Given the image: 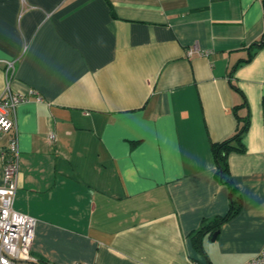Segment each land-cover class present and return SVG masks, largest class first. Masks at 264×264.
Masks as SVG:
<instances>
[{"label": "crops", "instance_id": "1", "mask_svg": "<svg viewBox=\"0 0 264 264\" xmlns=\"http://www.w3.org/2000/svg\"><path fill=\"white\" fill-rule=\"evenodd\" d=\"M263 34L264 0H0V96L14 61L13 92L27 99L12 115L14 207L37 221L33 255L43 264H245L258 256L264 49L235 73L251 112L247 153L229 159L242 212L215 241L204 239L206 256L191 236L229 212L211 142L236 131L233 108L244 98L229 74ZM194 45L208 55L189 56ZM3 172L0 154V185Z\"/></svg>", "mask_w": 264, "mask_h": 264}, {"label": "built area", "instance_id": "2", "mask_svg": "<svg viewBox=\"0 0 264 264\" xmlns=\"http://www.w3.org/2000/svg\"><path fill=\"white\" fill-rule=\"evenodd\" d=\"M208 55L194 45L188 52ZM16 74V62L6 64L7 86L0 96V141L6 138V145L0 147L4 161L3 183L0 185V264H42L32 253L36 234L35 218L18 212L14 205L19 190V146L16 121L12 117L18 105L27 101L26 96L14 93L12 89ZM38 101H41L38 98ZM49 141L55 142L54 133ZM84 264V263H80ZM245 264H264V250Z\"/></svg>", "mask_w": 264, "mask_h": 264}, {"label": "trees", "instance_id": "3", "mask_svg": "<svg viewBox=\"0 0 264 264\" xmlns=\"http://www.w3.org/2000/svg\"><path fill=\"white\" fill-rule=\"evenodd\" d=\"M243 49L247 51L248 57L240 60L231 70L229 74L230 88L240 94L244 98L241 105L233 108L234 116L237 119V128L235 133L221 141L211 142V150L216 165V179L223 185H226L230 190V209L225 216L213 218L203 222L202 226L192 234L191 239L195 250L203 255H207L204 250V239L206 237L213 238L214 234L220 233L221 228L228 222L235 219L243 209V198L233 180L229 159L232 154H246L247 148L244 144V138L251 127V112L249 104L235 81L236 71L243 65L250 64L261 50L264 49V34L263 36L250 44L244 45ZM247 110L246 115L241 112ZM43 264V263H42Z\"/></svg>", "mask_w": 264, "mask_h": 264}, {"label": "water", "instance_id": "4", "mask_svg": "<svg viewBox=\"0 0 264 264\" xmlns=\"http://www.w3.org/2000/svg\"><path fill=\"white\" fill-rule=\"evenodd\" d=\"M218 237V233L214 234L213 238H212V241H215Z\"/></svg>", "mask_w": 264, "mask_h": 264}]
</instances>
